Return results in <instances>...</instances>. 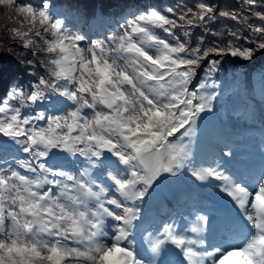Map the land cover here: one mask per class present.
Segmentation results:
<instances>
[{
    "label": "snow or ice",
    "instance_id": "1",
    "mask_svg": "<svg viewBox=\"0 0 264 264\" xmlns=\"http://www.w3.org/2000/svg\"><path fill=\"white\" fill-rule=\"evenodd\" d=\"M65 4L0 0L15 25L0 34V67L20 50L29 73L0 74V264H264V144L258 163L227 142L196 150L226 62L264 56V0H128L99 34L72 25ZM257 82L264 119V71ZM185 179L211 206L148 214Z\"/></svg>",
    "mask_w": 264,
    "mask_h": 264
},
{
    "label": "rangeland",
    "instance_id": "2",
    "mask_svg": "<svg viewBox=\"0 0 264 264\" xmlns=\"http://www.w3.org/2000/svg\"><path fill=\"white\" fill-rule=\"evenodd\" d=\"M93 1H95V0H66V2L74 4L78 7H90L92 5ZM140 1H143V0H140ZM102 2L105 6L111 5V4H118V2H122L123 3L122 6H125L128 3V0H102ZM193 2H194V0H146V1L141 2V4L154 3L160 7L177 6V5H182V4H187V5L191 6L193 4ZM205 2L218 3V4H220L221 7L229 8V9H236L242 5L243 0H239V3L237 2V0H205ZM69 9H70V11L74 12V10H72L71 8H69ZM74 15H77V14L74 12V14L71 15V18H74V17H72ZM7 17H8L7 9L3 8V6H0V31H1V33L5 32L6 29L9 27L15 26V25H13L12 21H10ZM219 23L220 24H227V25H231V26L235 27L233 22L230 20L221 21ZM74 25L77 28L81 29L82 31H85L83 23L74 24ZM212 27L216 28L217 30H220L218 25H213ZM197 32H199V30H197ZM208 39L211 40V39H214V37H208ZM193 43H195V37H193ZM17 52L19 53L18 55L14 54V56L9 57L4 62L3 66L0 67V74L3 75L5 80L12 79L13 77H15V78L21 80L22 82H24L25 84H27L29 82V73L25 72L24 69L27 68L28 65L21 63V61L24 59L23 52L20 50H17ZM27 58L34 60L33 67L36 69L37 74H39L40 72L43 71V69L39 68L38 63H35L36 58L31 57V55H29ZM261 58H262V60H264V56H261ZM230 61H232V60H230ZM235 62H238V63H235ZM235 62L234 61H232V62L227 61L225 64V67L226 66H234L235 68L237 67L239 69L238 71L244 72L246 70L244 68H246V67L243 64H249V63H245V62L240 61V60H235ZM250 64H252V63H250Z\"/></svg>",
    "mask_w": 264,
    "mask_h": 264
},
{
    "label": "trees",
    "instance_id": "3",
    "mask_svg": "<svg viewBox=\"0 0 264 264\" xmlns=\"http://www.w3.org/2000/svg\"><path fill=\"white\" fill-rule=\"evenodd\" d=\"M143 1H146V0H143ZM143 1H140V2H143ZM103 2H102V0H95V1H93L92 5L90 7H78V6L74 5V4L66 2L65 6L71 8L72 10H74L77 13V17H79V18H81L83 20H86V19H88L90 17V15L92 13H94L96 7H98L103 12H110V11H113V10L117 12L118 9H119V6L121 4H123L122 2H118V4H111V5H106L105 6L103 4ZM263 61L264 60H262L261 56H259L252 64H243V65H245V67L249 68L252 65H259ZM228 62H232V61L228 60ZM235 63H238V62H235ZM226 68H227L228 72H231L232 70H235V72L238 73V70H239L237 67L235 68L234 66H226ZM227 76L229 77L230 75H227Z\"/></svg>",
    "mask_w": 264,
    "mask_h": 264
},
{
    "label": "water",
    "instance_id": "4",
    "mask_svg": "<svg viewBox=\"0 0 264 264\" xmlns=\"http://www.w3.org/2000/svg\"><path fill=\"white\" fill-rule=\"evenodd\" d=\"M0 34H2L1 31H0Z\"/></svg>",
    "mask_w": 264,
    "mask_h": 264
}]
</instances>
